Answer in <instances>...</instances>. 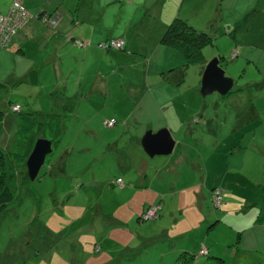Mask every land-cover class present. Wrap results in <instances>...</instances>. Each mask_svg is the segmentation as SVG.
<instances>
[{
  "label": "rangeland",
  "instance_id": "rangeland-1",
  "mask_svg": "<svg viewBox=\"0 0 264 264\" xmlns=\"http://www.w3.org/2000/svg\"><path fill=\"white\" fill-rule=\"evenodd\" d=\"M26 2L0 0V10L7 13L11 4L7 18L13 19V15H17L15 22L20 23L15 25V31L9 38H6L9 25L0 30V48L31 19H37L52 29L56 27L57 23H50L54 13H31L24 6ZM254 3L255 0L178 1L171 21L175 17L189 18L196 29L208 28L215 36V42L202 50L204 59L207 63L218 57L225 75L235 84L227 96L213 94L203 99L198 84L201 69L189 66L180 89L170 93L168 102H162L154 94L157 89L144 88L143 80L148 84L154 83L157 82L156 76H160L166 82L174 76L170 70L183 64V57L174 49L153 47L160 39L153 41L155 28H152L156 20L150 12L154 1L149 0L131 26L132 33L135 30L139 32L135 38L139 42L146 40L143 44H149V49L129 50L128 53L123 50L112 65L104 64L108 66V74L103 80L113 89L111 96L107 97L109 100L106 102L104 97L96 95L100 98L98 101L93 99L82 103L81 113L59 124L62 130L65 129L62 144L54 145L52 155L46 157L37 180L29 181L27 178L25 181L19 174L26 172L25 163L36 140L40 136L50 140L48 128L51 126L55 132V126L44 121L43 114L35 113V117L47 126L38 130V124L33 120L29 129L17 134L20 125L18 112L27 114L28 110L34 112L36 109H29L21 99L18 100L21 107L12 105L11 101L8 104L5 89L0 90V150L5 153L6 176L16 197V201L0 216V264H169L171 259L162 260L161 251H152L147 242L138 253L129 249L137 244L136 236L130 233V228L134 227L130 224V212L139 202L148 201L144 196L153 191L149 188L144 193H137L133 186H129L123 192L120 190L124 186L122 178H116L120 176L116 173L121 174L122 171L114 169L113 161L107 156L101 161L96 158H103L105 150L109 151L104 142L105 133L115 131L111 139L117 137L115 150L122 152L120 158L124 161L125 146H129L130 140L124 135L119 139V135L133 131L132 128L137 126L140 142L148 125L154 124L153 132H157L164 126L173 128L182 122H185L183 132L194 137L182 139V157L175 162L177 171L182 174L178 175L181 180L168 178L165 169H157L151 175L153 189L161 194V207L165 212H173L177 218L173 223H179L171 228L174 231L184 224L188 229L193 223V231L188 235L192 241L191 249L204 245L223 255L221 260L215 255L208 259L207 251L202 248L199 257L195 258L199 264H264V228L259 226L257 214L249 215L246 205V202H254L248 189L249 176L254 171L264 170V157L258 152L255 154L256 149L264 150V15L259 13L256 19L250 18L258 11L254 9L248 15L247 11ZM19 5L23 9L15 10ZM81 42L73 41V44ZM70 48H73L72 44L68 46ZM105 48L121 51L109 46ZM165 64V71L160 74L157 69ZM94 111L115 119V130L103 128L102 118L92 115ZM7 116L10 117L8 121ZM110 122L105 121L107 128L112 127ZM63 149L68 152L67 156H62ZM137 149L144 154L140 143ZM174 149L169 156L144 157L149 165L152 160L163 164L181 155L179 148ZM131 159L134 160L133 155ZM48 166L53 175H50ZM132 175V172L125 174L126 183L133 179ZM161 177L166 181L158 185ZM117 179H121V183ZM213 187L223 189H217L224 197L218 211L206 196ZM198 194L205 199L200 202ZM158 210L157 207H148L141 213L139 221L152 220L155 227L162 226L161 223L169 224L171 219L159 218ZM181 211L188 216L186 223L185 218L179 215ZM215 217L218 222L213 224ZM120 219L129 225L123 228V232L115 228ZM198 223L200 228L193 229ZM136 232L139 236H150L143 229ZM148 252L150 256L146 254ZM195 259H188L193 260L188 263L183 258L182 264H194Z\"/></svg>",
  "mask_w": 264,
  "mask_h": 264
},
{
  "label": "crops",
  "instance_id": "crops-1",
  "mask_svg": "<svg viewBox=\"0 0 264 264\" xmlns=\"http://www.w3.org/2000/svg\"><path fill=\"white\" fill-rule=\"evenodd\" d=\"M26 1L24 6L31 13H54V18L57 20L56 27L52 29L37 19H31L23 29L16 31L9 41L0 48V90L2 91L5 89L4 95L8 96V104L11 101L12 105L15 104L21 107V103L18 101L21 99L25 101L29 109H36L34 112L28 110L27 113H40L43 115L61 114L63 107L70 104L73 98L90 102L93 99L98 101V99H100L99 97H104L107 102V100H109L107 97L111 96L113 89L103 80L108 74L106 69L108 66L104 64L110 63V65H112L121 52L125 51L128 53L130 52L129 50H146L150 47L149 44H143V42H147L146 40L139 42L135 38L137 33H139L137 30H135L134 33L131 31L132 24L139 16L140 11L147 7L149 0ZM151 1H154L153 8H151L150 12L151 16L156 20L152 28H155L153 31V41H156L155 38L160 39V36L170 23L179 0ZM248 9H250V7H248ZM254 9H258V11L256 15L250 17L251 19H256L259 13L264 15V0H255L251 10L247 11L248 15H251ZM188 20L190 19L188 18ZM211 25L213 26V24ZM192 26L195 27L193 24ZM127 29L128 32L126 31ZM203 30L208 31V28H204ZM129 35L131 36L129 37ZM109 39L123 40L125 43L124 51L103 49L101 45ZM76 40L87 42L89 46L87 48L75 47L76 45L73 44V41ZM70 44L73 45V48L68 49ZM153 47L157 49H169L160 45L159 42L157 45L154 43ZM166 66L165 64L159 67L157 71H160L159 73L161 74L165 71ZM156 81L157 82L148 84L146 80H143V87L145 88V86H148L150 90L156 88L157 92L154 94L159 97L162 102H168L170 100V93L173 92V90L180 89V86L175 87L161 80L160 76H156ZM198 84L200 85V80ZM96 95L99 97H95ZM22 109L23 108H21V111ZM94 115H99L101 118L109 121H116L113 118H106L107 116H105V114L103 115L100 111ZM9 119L10 117L7 116L6 120L8 121ZM183 123L185 122L173 128L164 126L169 130L176 141L175 148H179L178 151L181 155L177 157L174 156L168 159V161H164L163 164L162 161L153 162L154 160H152L150 165L147 163L144 154L137 149L139 143L137 126L132 128L134 129L133 131L129 130L130 132L119 135V139L124 135V137H129L130 140L129 146H125L127 147V151L124 152L126 157L124 161L120 158L122 152L119 153L115 150L118 143L117 137L111 139V136L114 135L113 132L115 131L113 130H115L116 124L110 128L105 127L107 130L113 131L104 134V142L109 151L106 152L105 150L103 158L101 156L96 159L101 161L105 158L104 156H107L108 160L113 161L114 169L123 172H121V174L119 172L116 173L120 175L116 178H122L124 186L120 190L123 192H125L129 186H133L137 193H144L149 188L153 191L152 194L144 196L148 201H141V204L139 202L138 205H136V209L130 212V224L134 223V227L141 226L144 228L145 224H142L143 221H139L141 213L147 209L149 205H154L161 201V194L153 189L154 184L151 182L152 173L156 172L157 169L160 171L165 169L170 179H177L178 175H180L177 171V164L175 162L180 161L179 158L182 157L181 147H184L183 140L188 136L187 133L183 132ZM153 129L154 124L144 128L146 131H154ZM188 137L193 139L194 136L190 134ZM194 141H196V139H194ZM128 148H131V150ZM257 152L264 157V150L260 152L256 149L255 154ZM130 154L131 156H129ZM132 155L134 156V160L131 159ZM148 170H150V174ZM127 172H132L133 175L131 179H133L126 183L124 178ZM249 178L248 189L251 192V197L254 198V202H246L247 212L249 215H252L251 213L257 211V215L260 219L259 226L264 228V209L262 208L264 204V170L261 172L254 171ZM162 181L166 180L161 177V180L158 181V185H161ZM198 199L201 202L205 198L201 194H198ZM179 213L181 218H185L184 223H186L188 216H184L182 211ZM163 215L164 218L171 219L170 223H173L176 218L173 216V212L164 211ZM164 218L162 220H165ZM123 222H125V220L120 219L118 223L123 225ZM167 224L168 223H161L163 226H167ZM178 224L179 223L175 222L170 225V227H163L160 229L157 236L151 234L150 237L146 239L134 237L136 241H140L141 243L130 248V250L138 253L143 248V243L147 242V245L152 251H161L160 258H162V260L165 261L168 257L171 259L169 264H182V261H178L180 256L185 252L184 240L187 238V233L192 230L191 227L193 224L190 223L188 229L183 224L186 230L183 229V227H178L173 231L171 226L175 227L178 226ZM189 228H191V230H189ZM155 229H159V227ZM172 242H174V244L172 248L168 250L179 252L177 258V254H175V256L171 253H169L168 256L164 254V251H166L168 247H171ZM181 242L183 245H181ZM160 244H162V246H160ZM181 246H184V248ZM209 248L213 249V247Z\"/></svg>",
  "mask_w": 264,
  "mask_h": 264
},
{
  "label": "trees",
  "instance_id": "trees-1",
  "mask_svg": "<svg viewBox=\"0 0 264 264\" xmlns=\"http://www.w3.org/2000/svg\"><path fill=\"white\" fill-rule=\"evenodd\" d=\"M8 11H9V8H8ZM0 12L2 14L8 13V12L3 13L1 10H0ZM214 37L215 36H213L212 32H210V31H204L203 29L198 30L195 27H193L192 23L188 19H181L178 17L174 18L167 25L163 34L160 36L159 43H160V45H163L164 47L178 51L183 57V64L181 66H177V67L172 68L170 70V71H173L174 76L170 77L171 79L167 80L166 83H169L170 85L175 86V87L182 85L184 83V79H185V75H186V70H187L186 68H188L189 66H199V68L201 69L200 73L202 74V71H203L204 66H205L204 64L206 63L202 50L205 47L212 45L215 42ZM111 40H113V39H109L107 42H109ZM76 41H78V40H76ZM81 44H82L81 47H79V46H75V47H79V48L86 47L87 48L89 46V43L84 42V41L81 42ZM102 48L107 49L105 47H102ZM123 50L124 49L122 48L121 51H123ZM221 61H222V58H221ZM82 103H86V102L83 100H80V99L73 98L71 100L70 104L63 107L61 114H56V115L44 114V116H43V118H45L44 121H49V123L51 122V124L53 126H55V129H56L55 132H52V127L50 126L48 128L50 131V134H48L47 137L50 140L53 139L52 148H54V145L59 146L60 144H62V132L65 129L62 130L60 128L59 124L61 122L66 123V121L71 119L73 115H75V114L78 115L79 113H81ZM88 106L89 105H87V107ZM95 106L96 105H94L92 108H95ZM0 113H2L1 110H0ZM95 113L97 114V112L94 111V113H92V115H94ZM17 115L19 116V122H20L17 134H20L23 131H26L27 129H29L30 125L33 124L34 122H36L38 124V125L35 124L37 126L36 128L38 130L41 128V126H47L44 124V121L41 122V120H39L37 117H35V113H27L26 114V112H18ZM59 117H60V119H59ZM76 117H78V116H76ZM77 119L79 120V118H77ZM33 120H34V122H33ZM105 121H107V119L102 118L103 128L106 127ZM49 123H47V124L49 125ZM112 123H113L112 124V127H113L115 125V121L112 120ZM64 127L66 128V125ZM40 137L45 138L46 136H40ZM65 147H67V145ZM63 154H66V156H67L68 152L66 151V149H63L62 156H63ZM4 155H5V153L0 150V216L6 211V209L9 207V205L13 204L16 201L15 193H14V190L11 186V182L8 180V178L6 176V170H5V164L6 163L4 160ZM48 170L50 171L49 172L50 175H53L52 174L53 170L49 166H48ZM19 175H21L20 179L28 181L27 176H26V172L25 173L20 172ZM180 175H182V174H180ZM38 178H39V174L35 180H37ZM177 180L180 181L181 176H178ZM111 181H113V180H111ZM217 189H221V188L213 187V188H211L209 193L206 195V196H208V199L210 200L211 205L215 211H218L224 202V197H223L220 206L219 207L215 206V203L213 202V198L215 196L214 190H217ZM221 190H223V189H221ZM160 202L161 201H159L158 203H155L154 205L153 204L149 205L148 207H150V208H156L157 207L159 209L158 210L159 218L160 217L164 218L163 217L164 209H163V207H161ZM254 213L257 214V211H254ZM255 217L257 220H260L258 216H255ZM164 219L166 220V218H164ZM168 220H169V218H168ZM217 222H218V218L215 217L213 224L217 223ZM116 223L117 224L115 225V228H119L122 232H123L124 227L129 226L127 223L124 224V222H123V225H121L118 222H116ZM142 224L143 225L148 224V226L145 227V225H144V228H142L141 226L130 228V233L134 234L136 237H139L140 239L141 238L146 239V238L150 237V236L145 237L144 235L139 236L136 231H139L140 229H143L144 232L148 231L149 235L152 234L154 236H157L158 233L160 232V229H162L163 227H165V228L170 227V225H172L171 223H169V224H167V226L162 225L159 227V229H155L156 227H155V225H153L155 223L152 220H145L142 222ZM195 225L197 227L196 228L194 227L193 229H199L200 228L199 227L200 223L195 224ZM133 226H135L134 223H133ZM133 229H135V231L132 233ZM191 232H192V230L187 233V236H186L187 238H186V240H184L185 241L184 242L185 252L180 256V259H179L180 261H182L183 258H186L188 263L192 262L195 258L197 259V257H199L198 253L202 248H203V250L207 251L206 254L209 255L208 259H210L211 255L218 256L219 258H217V259H219V260H221L220 257L223 258V255L221 253L214 252L215 251L214 249H210L209 247H206L204 245H202V247H198V248L192 247V249H191L192 241L189 240L190 238L188 236L189 233H191ZM140 243H141L140 241H137L136 245H138ZM181 245H183L182 242H181ZM135 246L133 245L130 248H133ZM181 247L184 248V246H181ZM168 252L173 254V250H168ZM168 252H165L164 254H167ZM146 254L150 256L149 252ZM174 254H177V253L174 252ZM135 259H138V258L135 257ZM188 259L189 260L193 259V260L188 261ZM196 259H195L196 262L194 261L195 262L194 264H199L198 263L199 260H196Z\"/></svg>",
  "mask_w": 264,
  "mask_h": 264
},
{
  "label": "water",
  "instance_id": "water-1",
  "mask_svg": "<svg viewBox=\"0 0 264 264\" xmlns=\"http://www.w3.org/2000/svg\"><path fill=\"white\" fill-rule=\"evenodd\" d=\"M219 63V58L215 57L204 66L199 90L203 99L213 94L227 96L234 87V80L225 75V70ZM139 143L144 155L149 159L169 156L176 146V141L167 128L157 132L148 130ZM49 155H52V142L44 137L38 138L25 163L29 181L37 178Z\"/></svg>",
  "mask_w": 264,
  "mask_h": 264
},
{
  "label": "built area",
  "instance_id": "built-area-1",
  "mask_svg": "<svg viewBox=\"0 0 264 264\" xmlns=\"http://www.w3.org/2000/svg\"><path fill=\"white\" fill-rule=\"evenodd\" d=\"M11 5V4H10ZM10 5H9V11H10ZM17 6V5H16ZM16 6L14 7V8H12V9H15L16 8ZM21 9H23V7H21L20 5L15 9V10H19V11H21ZM9 11H8V13L7 14H9ZM7 14H2L1 12H0V30H2L5 26H7V25H9L8 27H10V30H8V31H6V38L8 37H10V35L12 34V32H14L15 30H13L14 29V27H15V25L16 24H20L18 21H16L15 22V20L17 19L16 17H19V16H15V15H13V19H8L7 18V16H9V15H7ZM21 18V17H20ZM24 20H25V17H24ZM50 23H51V25H55L56 23H57V21H56V19L53 17V19L50 21ZM2 34V33H1ZM1 34H0V39H1ZM76 45H80V46H82V44L80 43V44H78V43H76ZM104 47L105 46H109V47H112V48H118V49H122L124 46H125V43H124V41L123 40H121V39H113V40H111V41H109L108 43H107V45H103ZM111 124L110 125H112L113 123H112V121L110 122ZM117 181H118V183H121V179H117ZM217 195L214 197V203L215 204H217V206L219 207L220 206V204H221V202H222V197H221V195L218 193V191H216L215 192ZM216 206V205H215Z\"/></svg>",
  "mask_w": 264,
  "mask_h": 264
},
{
  "label": "flooded vegetation",
  "instance_id": "flooded-vegetation-1",
  "mask_svg": "<svg viewBox=\"0 0 264 264\" xmlns=\"http://www.w3.org/2000/svg\"><path fill=\"white\" fill-rule=\"evenodd\" d=\"M222 65V64H221Z\"/></svg>",
  "mask_w": 264,
  "mask_h": 264
}]
</instances>
